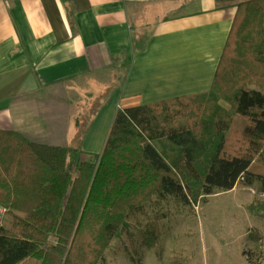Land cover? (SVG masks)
Wrapping results in <instances>:
<instances>
[{
    "label": "trees",
    "instance_id": "obj_1",
    "mask_svg": "<svg viewBox=\"0 0 264 264\" xmlns=\"http://www.w3.org/2000/svg\"><path fill=\"white\" fill-rule=\"evenodd\" d=\"M239 182L264 193V0L237 4L207 92L117 109L99 152L0 129V207L12 213L0 264H98L145 203L153 221L140 235L152 248L163 202L195 207ZM248 210L264 217V200Z\"/></svg>",
    "mask_w": 264,
    "mask_h": 264
},
{
    "label": "crops",
    "instance_id": "obj_2",
    "mask_svg": "<svg viewBox=\"0 0 264 264\" xmlns=\"http://www.w3.org/2000/svg\"><path fill=\"white\" fill-rule=\"evenodd\" d=\"M244 1L0 0V129L99 152L117 109L210 89Z\"/></svg>",
    "mask_w": 264,
    "mask_h": 264
},
{
    "label": "rangeland",
    "instance_id": "obj_3",
    "mask_svg": "<svg viewBox=\"0 0 264 264\" xmlns=\"http://www.w3.org/2000/svg\"><path fill=\"white\" fill-rule=\"evenodd\" d=\"M92 114L93 111L83 113L81 130L92 120ZM233 121L239 128L244 125L235 116ZM76 138L79 143L75 145L82 148L81 135ZM155 144L160 149L165 142ZM164 146L170 148L168 144ZM260 200H264V193L258 182L251 186L239 182L231 190H215L195 207L169 198L159 209L158 254L157 246L147 248L140 235L153 221V208L145 203L142 210L127 215V226L110 241L98 264H264V217L248 210L251 203ZM11 215L3 212L1 225L8 226ZM250 233H256L258 241L251 240ZM255 243L259 253L254 255L251 252Z\"/></svg>",
    "mask_w": 264,
    "mask_h": 264
},
{
    "label": "built area",
    "instance_id": "obj_4",
    "mask_svg": "<svg viewBox=\"0 0 264 264\" xmlns=\"http://www.w3.org/2000/svg\"><path fill=\"white\" fill-rule=\"evenodd\" d=\"M3 212H5V209H2V208L0 207V219L2 218L1 215L3 214Z\"/></svg>",
    "mask_w": 264,
    "mask_h": 264
}]
</instances>
